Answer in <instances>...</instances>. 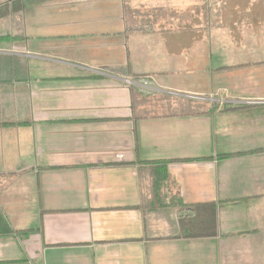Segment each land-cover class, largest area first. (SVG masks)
<instances>
[{
	"label": "crops",
	"instance_id": "obj_1",
	"mask_svg": "<svg viewBox=\"0 0 264 264\" xmlns=\"http://www.w3.org/2000/svg\"><path fill=\"white\" fill-rule=\"evenodd\" d=\"M0 56V264H264V0L25 3Z\"/></svg>",
	"mask_w": 264,
	"mask_h": 264
},
{
	"label": "trees",
	"instance_id": "obj_2",
	"mask_svg": "<svg viewBox=\"0 0 264 264\" xmlns=\"http://www.w3.org/2000/svg\"><path fill=\"white\" fill-rule=\"evenodd\" d=\"M46 0H8L0 4V18L12 12L18 11L25 3L35 4ZM12 69V73H6L4 70ZM25 64L13 56H0V80H23L25 77ZM23 71V75H20ZM19 73V74H18ZM133 79L141 76L133 75ZM173 160V159H172ZM141 162V161H139ZM146 206V204L144 205ZM147 207V206H146ZM176 218L179 226L180 237H206L216 234V209L213 201L209 202H188L178 205L175 209ZM8 230L5 224L2 226Z\"/></svg>",
	"mask_w": 264,
	"mask_h": 264
},
{
	"label": "built area",
	"instance_id": "obj_3",
	"mask_svg": "<svg viewBox=\"0 0 264 264\" xmlns=\"http://www.w3.org/2000/svg\"><path fill=\"white\" fill-rule=\"evenodd\" d=\"M124 81L125 83L133 85L134 87L139 89V91L143 94H150L157 90V88H155L154 84L150 80V77H147V76H141L137 79H133L132 77L128 76L124 79ZM190 96L194 98L197 97L194 95H190Z\"/></svg>",
	"mask_w": 264,
	"mask_h": 264
},
{
	"label": "rangeland",
	"instance_id": "obj_4",
	"mask_svg": "<svg viewBox=\"0 0 264 264\" xmlns=\"http://www.w3.org/2000/svg\"><path fill=\"white\" fill-rule=\"evenodd\" d=\"M182 94H187V92L183 91ZM189 94H191V93H189ZM171 99H187V97H185V96H168L167 97V100H171ZM192 99H194V98H192Z\"/></svg>",
	"mask_w": 264,
	"mask_h": 264
}]
</instances>
